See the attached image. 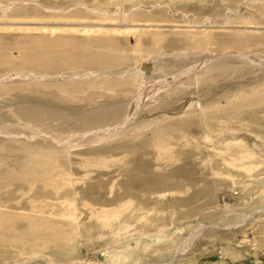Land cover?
Instances as JSON below:
<instances>
[{
  "label": "rangeland",
  "instance_id": "obj_1",
  "mask_svg": "<svg viewBox=\"0 0 264 264\" xmlns=\"http://www.w3.org/2000/svg\"><path fill=\"white\" fill-rule=\"evenodd\" d=\"M173 258L264 264V0H0V264Z\"/></svg>",
  "mask_w": 264,
  "mask_h": 264
},
{
  "label": "bare ground",
  "instance_id": "obj_2",
  "mask_svg": "<svg viewBox=\"0 0 264 264\" xmlns=\"http://www.w3.org/2000/svg\"><path fill=\"white\" fill-rule=\"evenodd\" d=\"M146 72V71H145ZM152 73V72H151ZM147 74V73H146ZM149 74H147L148 76ZM151 76V75H150ZM205 229V227H201L199 228L197 231H195L194 233H192L190 235V237L187 239V241L184 243V245L178 250V252H183L186 251L187 249H189V247L191 246V244L194 242V240L201 235V232ZM174 260L171 259L167 264H170L172 261Z\"/></svg>",
  "mask_w": 264,
  "mask_h": 264
}]
</instances>
